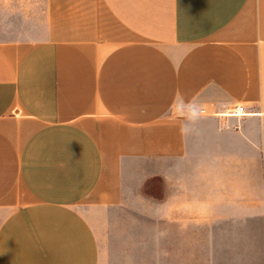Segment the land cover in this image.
<instances>
[{
  "label": "crops",
  "instance_id": "obj_1",
  "mask_svg": "<svg viewBox=\"0 0 264 264\" xmlns=\"http://www.w3.org/2000/svg\"><path fill=\"white\" fill-rule=\"evenodd\" d=\"M129 198L143 264H264V0H0V264H112Z\"/></svg>",
  "mask_w": 264,
  "mask_h": 264
},
{
  "label": "rangeland",
  "instance_id": "obj_2",
  "mask_svg": "<svg viewBox=\"0 0 264 264\" xmlns=\"http://www.w3.org/2000/svg\"><path fill=\"white\" fill-rule=\"evenodd\" d=\"M126 205H128L129 211L126 210L115 215L116 222L113 226V237L109 240L115 254L112 264H128L129 260H132L130 264H143V261L137 258L139 254H148L153 251L154 222L151 212L153 204L137 198H129ZM138 206H147V209L140 208V210H146V213L136 214L133 208ZM165 225L163 224V226ZM162 231L163 238L169 237L168 225L166 229L163 227ZM132 254H134L133 258L130 256ZM122 256L126 258H122ZM148 258L149 256H147L145 264H153ZM123 261H126V263Z\"/></svg>",
  "mask_w": 264,
  "mask_h": 264
},
{
  "label": "clouds",
  "instance_id": "obj_3",
  "mask_svg": "<svg viewBox=\"0 0 264 264\" xmlns=\"http://www.w3.org/2000/svg\"><path fill=\"white\" fill-rule=\"evenodd\" d=\"M200 107L195 100H185L182 94L177 93L173 99V103L169 106L168 112L183 118L185 121L181 126V132L189 133L200 118Z\"/></svg>",
  "mask_w": 264,
  "mask_h": 264
},
{
  "label": "built area",
  "instance_id": "obj_4",
  "mask_svg": "<svg viewBox=\"0 0 264 264\" xmlns=\"http://www.w3.org/2000/svg\"><path fill=\"white\" fill-rule=\"evenodd\" d=\"M230 113L240 116L245 113V108L241 105H236L233 109H231Z\"/></svg>",
  "mask_w": 264,
  "mask_h": 264
}]
</instances>
